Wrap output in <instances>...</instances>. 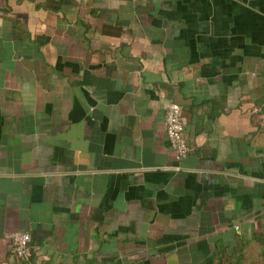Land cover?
Instances as JSON below:
<instances>
[{
	"label": "crops",
	"instance_id": "1",
	"mask_svg": "<svg viewBox=\"0 0 264 264\" xmlns=\"http://www.w3.org/2000/svg\"><path fill=\"white\" fill-rule=\"evenodd\" d=\"M256 232L264 0H0V264H209Z\"/></svg>",
	"mask_w": 264,
	"mask_h": 264
},
{
	"label": "built area",
	"instance_id": "2",
	"mask_svg": "<svg viewBox=\"0 0 264 264\" xmlns=\"http://www.w3.org/2000/svg\"><path fill=\"white\" fill-rule=\"evenodd\" d=\"M166 135L168 143L177 159L183 158L189 152L185 138V125L182 117L181 106L170 102L166 111ZM7 237L13 243V253L18 260L27 261L31 258V236L28 232L15 230L9 232Z\"/></svg>",
	"mask_w": 264,
	"mask_h": 264
},
{
	"label": "trees",
	"instance_id": "3",
	"mask_svg": "<svg viewBox=\"0 0 264 264\" xmlns=\"http://www.w3.org/2000/svg\"><path fill=\"white\" fill-rule=\"evenodd\" d=\"M209 264H264V232L236 236L231 245L217 242Z\"/></svg>",
	"mask_w": 264,
	"mask_h": 264
}]
</instances>
